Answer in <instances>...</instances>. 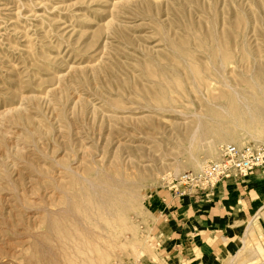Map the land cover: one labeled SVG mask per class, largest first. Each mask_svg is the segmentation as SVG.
Returning a JSON list of instances; mask_svg holds the SVG:
<instances>
[{"label": "rangeland", "instance_id": "rangeland-1", "mask_svg": "<svg viewBox=\"0 0 264 264\" xmlns=\"http://www.w3.org/2000/svg\"><path fill=\"white\" fill-rule=\"evenodd\" d=\"M219 73L264 81V0H0V264H77L50 231L68 206L62 226L79 238L81 219L114 234L99 238L108 251L80 253L88 263L139 258L152 246L150 193L228 144L264 145L261 94L246 97L260 104L255 123L207 121L206 135L187 138L210 108L220 112ZM114 177L128 181L131 208L112 223L98 204L92 218L75 208L82 186Z\"/></svg>", "mask_w": 264, "mask_h": 264}, {"label": "crops", "instance_id": "crops-1", "mask_svg": "<svg viewBox=\"0 0 264 264\" xmlns=\"http://www.w3.org/2000/svg\"><path fill=\"white\" fill-rule=\"evenodd\" d=\"M152 246L129 264H264V168L209 195L148 196Z\"/></svg>", "mask_w": 264, "mask_h": 264}, {"label": "bare ground", "instance_id": "bare-ground-1", "mask_svg": "<svg viewBox=\"0 0 264 264\" xmlns=\"http://www.w3.org/2000/svg\"><path fill=\"white\" fill-rule=\"evenodd\" d=\"M236 75H243V74H236ZM217 76H219L218 78L220 80V83L224 87H223V89L218 90V93L212 94L211 97L213 99L221 100L220 103L216 104V106H217L216 108L220 112L215 113L213 111V109L210 108L209 114H205L204 117H202V118L199 117L197 119L196 123H194L195 125H190L189 127H187L186 132L188 134V136H187L188 139L194 140L198 136L203 137L204 135H206V132L204 130V126H205V123L207 121H213L216 123H224L226 121V119L230 118L231 121L230 120H228V121L232 122L235 125H239L240 123H243V122L246 123V121H247L246 117L250 118V119L248 118L250 123H251V121L255 123L257 120L262 118V110H261V107L259 106L260 104L254 103V102L249 103L247 101V98H246L248 95L254 96L257 94H259V95L261 94L264 98V81L259 82L262 80L261 79L262 77H259L256 73L250 74L248 76V78H245L244 76H246V75H243L240 77V79H236V78L227 79L220 73ZM217 76L215 79L214 78H212V79L217 80ZM195 79L196 78L193 77L191 80H189V79L188 80L190 81L191 89H194L195 93H198V90L200 88L199 87L200 85L198 83L199 80H195ZM250 82L253 83L254 86L249 85ZM232 83H235V84H232ZM237 85H239V86L241 85L242 87L237 88ZM173 86L176 87L175 85H173ZM188 90H189V92L191 91L190 88H188ZM232 99L234 100V102L233 101L230 102V100H232ZM222 100H227V101L222 102ZM102 185L103 186L96 185V184L94 185V183H91V184L89 183V185H88V183H87V187L82 186L81 187V193H82L83 197L78 198L79 199V200H77L78 206H75V208L79 207V206L84 207V209L88 212V214L92 218L93 215H92L90 203L92 202L93 206H96V204H98L99 208L103 209L106 212V214L108 216L107 217L108 220L112 223V220L117 217V216L115 217L116 209H119L121 207H124V208L130 207L132 204H134L136 196L134 195V198H130V196H132V195H128V193L126 192V189H128V185H129V183H128V181H126V179L125 180L124 179L118 180L116 177H114L113 181H110L109 179H107L104 182V184H102ZM80 186H81V184H80ZM75 188H76V186L74 187V189ZM85 189H87L88 191L86 192ZM77 196H78V193H77ZM74 197H76V196L74 195ZM84 200H86V201L84 202ZM69 208L70 207L68 206L67 209L62 211L64 213V215H62V216L59 215L58 212H55V215L57 213V217H59V218H56L57 220H59V223L56 221H53L51 224L50 231L53 235H54V233L57 234V232H61L60 234H63V236H65L67 238V240L65 242H64V239L62 242H63V244H67L70 246V250H71L72 254H74L75 256H78L79 259L76 260L77 264H90V263H88V261L84 260L83 256L80 255V253L81 252L83 253V251L86 250L87 247H89L90 250L93 251L94 255H97V252H99V249L97 248L98 244L104 250L108 251L109 245H108L107 249L105 248V246L108 243L105 246H103L104 244L102 245V242H100L99 238H101L102 240L107 238L110 241L111 235H114V234L110 232L111 230L107 231L108 234H106L103 231L101 233H98L96 230L88 229L85 227L84 224L80 223V221H82V219H81L80 221L78 220L79 221L78 226H79V229L81 228L83 230L81 232H83V235L85 236L86 239L83 240L81 237L79 238L78 236L80 234L76 235L74 232H70V231H73L71 227L68 226V228L67 227L64 228L62 226L64 224V222L62 221L61 218H63V216L66 217V215L72 216L73 209H72V207H71L72 210ZM95 213H97V211ZM96 222H99V221L97 220ZM66 224H68V223H66ZM99 226H100L101 230H104V228H102L103 226L100 222H99ZM72 236H75V239H72ZM54 240H56V238ZM71 241H72V243H71ZM75 242H78L79 244H77V243L75 244ZM58 243H60V242H58ZM73 244H75V246L76 245L78 246L77 250H75L73 248ZM37 251L40 252L38 259L41 261L52 263V261L54 262V260L56 259L55 254H53L52 252H50L51 256L49 254L47 255L45 252H47V253H49V252L45 251L43 249V247L37 246ZM60 252H61V250H60ZM109 252H111V250H109ZM93 257H94L93 259L96 262V264H98L99 262H98L97 256H93ZM47 264H49V263H47Z\"/></svg>", "mask_w": 264, "mask_h": 264}, {"label": "built area", "instance_id": "built-area-1", "mask_svg": "<svg viewBox=\"0 0 264 264\" xmlns=\"http://www.w3.org/2000/svg\"><path fill=\"white\" fill-rule=\"evenodd\" d=\"M264 168V145L228 144L216 160L206 161L198 170H187L169 178L166 188L175 198L209 195L221 183Z\"/></svg>", "mask_w": 264, "mask_h": 264}]
</instances>
